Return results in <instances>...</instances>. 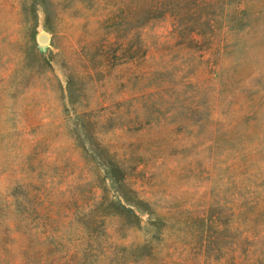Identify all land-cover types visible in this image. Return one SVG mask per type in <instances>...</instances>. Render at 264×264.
<instances>
[{
    "label": "rangeland",
    "instance_id": "obj_1",
    "mask_svg": "<svg viewBox=\"0 0 264 264\" xmlns=\"http://www.w3.org/2000/svg\"><path fill=\"white\" fill-rule=\"evenodd\" d=\"M0 264H264V0H0Z\"/></svg>",
    "mask_w": 264,
    "mask_h": 264
},
{
    "label": "water",
    "instance_id": "obj_2",
    "mask_svg": "<svg viewBox=\"0 0 264 264\" xmlns=\"http://www.w3.org/2000/svg\"><path fill=\"white\" fill-rule=\"evenodd\" d=\"M41 39H42V40H44V39H45V37H42Z\"/></svg>",
    "mask_w": 264,
    "mask_h": 264
}]
</instances>
